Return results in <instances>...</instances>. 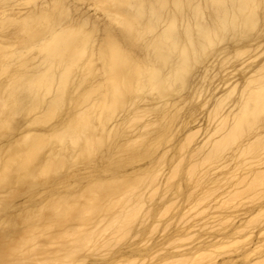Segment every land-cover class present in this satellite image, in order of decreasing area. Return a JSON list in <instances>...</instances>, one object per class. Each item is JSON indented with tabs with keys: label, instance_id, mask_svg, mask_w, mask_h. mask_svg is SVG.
Returning <instances> with one entry per match:
<instances>
[{
	"label": "bare ground",
	"instance_id": "1",
	"mask_svg": "<svg viewBox=\"0 0 264 264\" xmlns=\"http://www.w3.org/2000/svg\"><path fill=\"white\" fill-rule=\"evenodd\" d=\"M260 5L0 0V261L264 264Z\"/></svg>",
	"mask_w": 264,
	"mask_h": 264
},
{
	"label": "snow or ice",
	"instance_id": "2",
	"mask_svg": "<svg viewBox=\"0 0 264 264\" xmlns=\"http://www.w3.org/2000/svg\"><path fill=\"white\" fill-rule=\"evenodd\" d=\"M261 8L264 9V0H261ZM253 7H255L253 5ZM106 45L111 46V47H115V42L111 39V38H107L105 41ZM0 264H10V262L8 261H0Z\"/></svg>",
	"mask_w": 264,
	"mask_h": 264
}]
</instances>
